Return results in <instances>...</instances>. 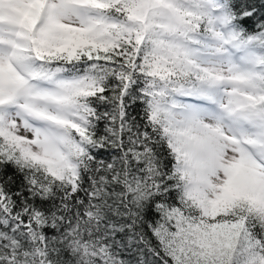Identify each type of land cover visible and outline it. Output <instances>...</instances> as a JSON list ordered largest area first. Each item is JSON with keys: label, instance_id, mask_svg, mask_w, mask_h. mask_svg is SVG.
I'll return each mask as SVG.
<instances>
[{"label": "snow or ice", "instance_id": "6c2138e0", "mask_svg": "<svg viewBox=\"0 0 264 264\" xmlns=\"http://www.w3.org/2000/svg\"><path fill=\"white\" fill-rule=\"evenodd\" d=\"M0 264H264V0H0Z\"/></svg>", "mask_w": 264, "mask_h": 264}, {"label": "trees", "instance_id": "16d2710c", "mask_svg": "<svg viewBox=\"0 0 264 264\" xmlns=\"http://www.w3.org/2000/svg\"><path fill=\"white\" fill-rule=\"evenodd\" d=\"M100 128L103 129V124L100 125Z\"/></svg>", "mask_w": 264, "mask_h": 264}]
</instances>
